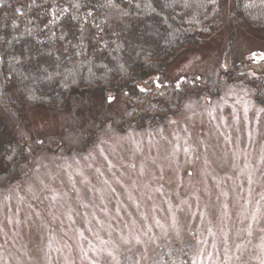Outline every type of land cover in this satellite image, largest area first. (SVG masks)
Wrapping results in <instances>:
<instances>
[{"label": "rangeland", "instance_id": "rangeland-1", "mask_svg": "<svg viewBox=\"0 0 264 264\" xmlns=\"http://www.w3.org/2000/svg\"><path fill=\"white\" fill-rule=\"evenodd\" d=\"M233 9L140 86L153 109L183 78L164 124L127 126L142 103L95 94L5 111L25 158L0 186V264H148L164 242L192 243L190 264H264V31Z\"/></svg>", "mask_w": 264, "mask_h": 264}, {"label": "trees", "instance_id": "trees-1", "mask_svg": "<svg viewBox=\"0 0 264 264\" xmlns=\"http://www.w3.org/2000/svg\"><path fill=\"white\" fill-rule=\"evenodd\" d=\"M223 2L0 0L1 188L25 158L24 137L3 116L5 111L20 114L23 107L41 106L62 111L74 99L95 94L100 103H142L144 115L131 110L134 117L127 126L138 124L136 118L158 122L149 129L164 124L190 94L178 90L183 78L161 98V107H153L157 112L150 102L143 103L146 93L140 86L163 77L183 50L200 44L216 28ZM233 6L234 16L247 27L264 31V0H233ZM139 124L135 128L143 127ZM154 250L148 264H190L194 246L164 242ZM121 258V264H132L125 254Z\"/></svg>", "mask_w": 264, "mask_h": 264}]
</instances>
